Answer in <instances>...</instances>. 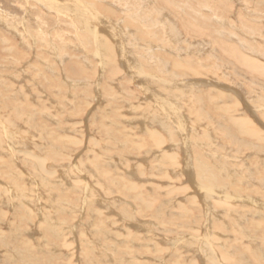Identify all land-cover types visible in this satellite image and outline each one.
Segmentation results:
<instances>
[{"label":"rangeland","instance_id":"374dc122","mask_svg":"<svg viewBox=\"0 0 264 264\" xmlns=\"http://www.w3.org/2000/svg\"><path fill=\"white\" fill-rule=\"evenodd\" d=\"M240 57L264 0H0V264H264Z\"/></svg>","mask_w":264,"mask_h":264},{"label":"bare ground","instance_id":"6f19581e","mask_svg":"<svg viewBox=\"0 0 264 264\" xmlns=\"http://www.w3.org/2000/svg\"><path fill=\"white\" fill-rule=\"evenodd\" d=\"M62 2V1H61ZM48 7V6H47ZM231 9V8H230ZM52 10V9H51ZM246 16H248V15H246ZM228 18V17H227ZM251 21V20H250ZM102 24V23H101ZM191 24V23H190ZM189 24V25H190ZM227 24V23H226ZM231 25V24H230ZM193 25L191 24V27H192ZM226 26V25H225ZM194 27V26H193ZM219 28V27H218ZM243 28V27H242ZM188 30H189V28H187ZM224 29V28H223ZM208 30V29H207ZM201 31V30H200ZM197 32V31H196ZM191 33H192V31H191ZM200 33V32H199ZM228 33V32H227ZM198 34V33H197ZM231 34V33H230ZM204 35V34H203ZM252 36V35H251ZM224 37V36H223ZM121 38V37H120ZM234 48H232V50H233ZM237 51H238V49H237ZM123 53V52H122ZM121 54V53H120ZM234 54V53H233ZM232 54V55H233ZM238 55V54H237ZM236 56V55H235ZM243 56V55H242ZM238 58V57H237ZM128 59V58H127ZM259 59V58H258ZM238 60V59H237ZM255 60V59H254ZM124 61H125V59H124ZM123 61V62H124ZM239 61L244 65V66H247L248 68H250V69H252V70H258V71H260V72H263V75H264V67H261V66H259V65H256L254 62H252V61H250V60H247V59H245L244 57H240L239 58ZM257 61V60H256ZM125 63V62H124ZM129 63V62H128ZM126 65H128V64H126ZM175 65V64H174ZM176 65H177V63H176ZM130 66V65H129ZM126 68V67H125ZM137 68V67H136ZM130 69V68H129ZM134 69V68H133ZM131 70V69H130ZM135 70V69H134ZM257 71V72H258ZM134 73H135V71H134ZM263 78V77H262ZM157 96V95H156ZM153 97H154V95H153ZM151 98V97H150ZM167 103V102H166ZM169 104V103H168ZM163 107H164V105H163ZM166 107V106H165ZM164 109V108H163ZM160 120V119H159ZM157 122V121H156ZM236 124H239L238 126H240V128L242 127V126H244V125H248L249 126V123L247 122V121H242V120H238L237 122H236ZM181 126V125H180ZM246 131H248L247 129H246ZM252 131L254 132V133H256L255 132V130H253L252 129ZM155 135V134H154ZM153 137V136H152ZM154 141V140H153ZM160 142V141H159ZM159 144V143H158ZM162 169V168H161ZM204 170V169H203ZM206 179H211V177H207ZM124 180V179H123ZM211 182V181H210ZM224 201V200H223ZM224 204H225V202H224ZM255 204V203H254ZM146 205V204H145ZM235 207V206H234ZM144 208V207H143ZM104 209V208H103ZM203 209V208H202ZM206 210V209H205ZM207 211V210H206ZM219 211V210H218ZM112 212V211H111ZM214 212V211H213ZM114 214V213H113ZM204 215V214H203ZM255 215V214H254ZM110 217V216H109ZM215 217V216H214ZM216 218V217H215ZM214 218V219H215ZM104 219V218H103ZM253 221V220H252ZM104 222V221H103ZM104 224V223H103ZM108 224V223H107ZM55 227V226H54ZM219 228H220V226H219ZM226 228V227H225ZM223 229V228H222ZM248 229V228H247ZM226 231H228L229 232V230H226ZM256 231V230H255ZM222 232V231H221ZM220 232V233H221ZM206 233V232H205ZM208 233V232H207ZM224 233V232H223ZM103 234V233H102ZM101 234V235H102ZM227 234V233H226ZM86 235V234H85ZM231 235V234H230ZM235 235V234H234ZM223 236V235H222ZM228 236V235H227ZM125 238V237H124ZM246 238V237H245ZM242 240H243V238H242ZM102 241V240H101ZM164 242V241H163ZM89 243V242H88ZM86 244V243H85ZM221 247V246H220ZM104 249V248H103ZM98 252V251H97ZM115 252V251H114ZM218 252H219V250H218ZM232 253V252H231ZM134 254V253H133ZM222 254V253H221ZM118 255V254H117ZM109 257V256H108ZM254 258V257H253ZM114 259V258H113ZM257 262H258V260L257 259H255ZM102 261V260H101ZM107 261V260H106ZM205 261H207V259H205ZM208 261H211V262H214L215 261V259H209ZM238 262H241V261H245L244 259H240V260H237ZM105 262V261H104ZM226 262V261H225ZM236 262V261H235ZM197 263V262H196ZM195 263V264H196ZM222 263V262H221ZM106 264V263H105ZM187 264H189V263H187ZM193 264V263H192ZM198 264V263H197ZM232 264V263H231Z\"/></svg>","mask_w":264,"mask_h":264}]
</instances>
